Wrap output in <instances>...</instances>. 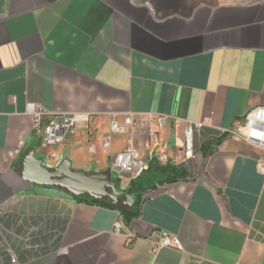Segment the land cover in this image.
Instances as JSON below:
<instances>
[{
    "label": "crops",
    "instance_id": "crops-1",
    "mask_svg": "<svg viewBox=\"0 0 264 264\" xmlns=\"http://www.w3.org/2000/svg\"><path fill=\"white\" fill-rule=\"evenodd\" d=\"M28 104L89 113L90 123L51 159ZM262 107L264 0H0V264H12L6 247L19 264H264V150L223 133ZM125 114L169 117L160 141L172 162L143 151L148 170L134 181L110 168L125 137L102 147ZM188 122L206 125L187 161ZM62 160L116 181L115 203H137V216L126 222L38 182L40 167ZM31 230L39 253L21 250ZM156 231L182 249L152 253Z\"/></svg>",
    "mask_w": 264,
    "mask_h": 264
},
{
    "label": "built area",
    "instance_id": "built-area-1",
    "mask_svg": "<svg viewBox=\"0 0 264 264\" xmlns=\"http://www.w3.org/2000/svg\"><path fill=\"white\" fill-rule=\"evenodd\" d=\"M27 112L33 117V131L35 136L40 140L41 146L50 149L49 156L51 159L57 158V147L64 144L69 138L75 135L78 131L86 129L90 123V114L84 112H47L35 104H28ZM134 115L125 114L121 120L112 119L109 123L108 132L102 140L103 149L107 150L110 147L111 137L114 135H125L127 129L133 127ZM149 124L148 142L146 148L154 152L156 161L160 165L168 163L167 143L160 141V132L165 127L169 120L166 115H158L156 117H147ZM206 125L203 123H185L183 125V140L181 150L185 160L193 158V153L196 147L195 136L199 134L202 128ZM224 135L235 138L244 143L254 145L264 150V107L256 108L249 111L243 118L242 122L235 127L224 130ZM111 170L118 175L125 176L129 181H134L140 178L144 172L148 170L147 158L136 148L132 139L127 140L126 146L112 155ZM258 172L264 176V160L259 163ZM122 188L126 186L122 182ZM123 220L120 218L114 224V232L119 234L123 228ZM29 231L26 235L20 238L23 252L39 253L41 245L33 243L35 236ZM4 228L0 227V237L5 241ZM128 239L133 238L132 235H127ZM151 243V252L157 253L158 250L168 247L181 250V244L176 236L169 235L166 232H154L148 239ZM131 245V242H128ZM11 255L12 264H19L17 258L10 253L8 247L5 249Z\"/></svg>",
    "mask_w": 264,
    "mask_h": 264
},
{
    "label": "water",
    "instance_id": "water-1",
    "mask_svg": "<svg viewBox=\"0 0 264 264\" xmlns=\"http://www.w3.org/2000/svg\"><path fill=\"white\" fill-rule=\"evenodd\" d=\"M32 158L33 154L30 152L25 157L24 164L29 163ZM35 165L40 166L41 162L37 161ZM40 168L41 175L39 176L41 177L38 179L39 183L57 186L74 196L87 195L96 200L109 197L115 203L118 197L124 195L123 191L116 189V181L109 179L106 174L86 175L81 172L70 171V165L67 160H62L50 170L43 167ZM125 197L126 200L134 197V192Z\"/></svg>",
    "mask_w": 264,
    "mask_h": 264
},
{
    "label": "rangeland",
    "instance_id": "rangeland-1",
    "mask_svg": "<svg viewBox=\"0 0 264 264\" xmlns=\"http://www.w3.org/2000/svg\"><path fill=\"white\" fill-rule=\"evenodd\" d=\"M133 121H134L133 127L128 128L127 129V133L125 135H123L125 137L124 138L125 139V146H126L127 140L132 139L133 142H134V145L136 146L137 149H138L137 145H140L141 148L143 149L142 151L138 149L142 153V155H144L145 153L147 154V151L149 152V150L146 148L145 145L148 142V137H149L148 136V131H149L148 120H147V118L145 120H139V119L133 118ZM138 129L140 131H138ZM182 140H183V129H182ZM143 151L145 153H143ZM195 152H196V147H195V150H194V153H193V157L195 155ZM167 154H168V152H167ZM170 162H172V160H170V158L168 156V163H170ZM112 177H114V175H112ZM62 193H64V195L71 196L66 191L62 190ZM106 201L107 202H111L109 199H107Z\"/></svg>",
    "mask_w": 264,
    "mask_h": 264
},
{
    "label": "trees",
    "instance_id": "trees-1",
    "mask_svg": "<svg viewBox=\"0 0 264 264\" xmlns=\"http://www.w3.org/2000/svg\"><path fill=\"white\" fill-rule=\"evenodd\" d=\"M73 198L77 202L117 209L120 212V214L123 216L124 221L126 222H130L134 217H136L139 211L138 210L139 205L137 203H134V206L131 208H126L122 206L119 202L117 203L107 202L106 201L107 199H104V198L100 200H96L87 195L74 196Z\"/></svg>",
    "mask_w": 264,
    "mask_h": 264
},
{
    "label": "flooded vegetation",
    "instance_id": "flooded-vegetation-1",
    "mask_svg": "<svg viewBox=\"0 0 264 264\" xmlns=\"http://www.w3.org/2000/svg\"><path fill=\"white\" fill-rule=\"evenodd\" d=\"M63 190V189H62ZM64 191H66V190H64ZM66 192H68V191H66ZM69 193V192H68ZM105 199H109V197H105ZM110 200V199H109ZM117 201H118V199H117Z\"/></svg>",
    "mask_w": 264,
    "mask_h": 264
}]
</instances>
